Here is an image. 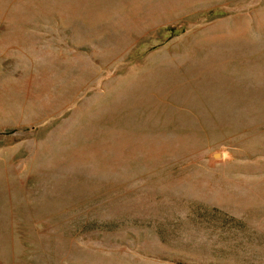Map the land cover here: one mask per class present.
Returning <instances> with one entry per match:
<instances>
[{"label":"rangeland","instance_id":"374dc122","mask_svg":"<svg viewBox=\"0 0 264 264\" xmlns=\"http://www.w3.org/2000/svg\"><path fill=\"white\" fill-rule=\"evenodd\" d=\"M0 264H264V0H0Z\"/></svg>","mask_w":264,"mask_h":264}]
</instances>
